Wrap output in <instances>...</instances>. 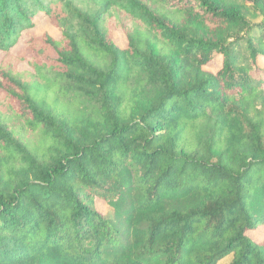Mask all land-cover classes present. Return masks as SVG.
<instances>
[{
    "label": "trees",
    "instance_id": "1",
    "mask_svg": "<svg viewBox=\"0 0 264 264\" xmlns=\"http://www.w3.org/2000/svg\"><path fill=\"white\" fill-rule=\"evenodd\" d=\"M77 1L0 0V264H264V0Z\"/></svg>",
    "mask_w": 264,
    "mask_h": 264
},
{
    "label": "rangeland",
    "instance_id": "2",
    "mask_svg": "<svg viewBox=\"0 0 264 264\" xmlns=\"http://www.w3.org/2000/svg\"><path fill=\"white\" fill-rule=\"evenodd\" d=\"M227 4L230 5H235L237 7H239L241 9V11L253 22H259L260 18H257L255 13L252 12V10L249 8L250 5L243 3L241 0H225ZM76 6L82 10V11H87L88 14L93 15L94 13H96L97 8L93 7V6H87L85 4V2L83 0H78L76 3ZM111 32L113 33L114 37H116L117 39V45L122 47L123 45V33L121 30H116L114 28H111ZM43 32H45V34H49L50 36L56 37V31L54 30V27L52 26V23L48 20H45L42 25L40 27H38L36 29V33L38 34H42ZM23 46V43L20 41V43H18L14 48H13V54H16V51L18 49H20ZM40 51L42 54L47 55V56H52V54H50L51 52L48 51L47 49H45L44 47L40 48ZM2 54L0 53V60L2 59ZM16 64V62H15ZM16 70L18 71H24V70H28V68L26 67V64H16L15 65ZM96 207L99 211L104 212L105 214L108 215V217L110 218L112 215V210L109 209L108 207H106L102 202L100 201H96ZM264 235V230L263 229H259L258 231L254 232V233H250V236L253 239H258L263 237ZM229 259H226L224 261H222L219 264H226L228 262Z\"/></svg>",
    "mask_w": 264,
    "mask_h": 264
}]
</instances>
